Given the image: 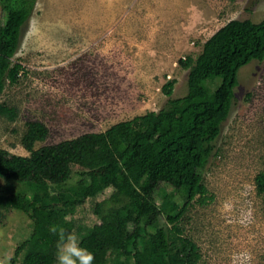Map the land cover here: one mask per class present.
<instances>
[{
    "label": "rangeland",
    "instance_id": "rangeland-1",
    "mask_svg": "<svg viewBox=\"0 0 264 264\" xmlns=\"http://www.w3.org/2000/svg\"><path fill=\"white\" fill-rule=\"evenodd\" d=\"M245 19L262 21L264 0H38L13 59L23 72L0 94V104L19 111L15 122L0 116V150L29 157L23 139L32 122L48 131L44 141L35 143L39 149L160 111L169 100L163 92L168 82L177 80L172 98L188 93L189 70L180 61L195 60L221 27ZM6 22L0 10V44L10 42ZM238 81L231 113L201 173L211 199L203 205L193 201L180 222L183 236L197 246V264H264V193L258 188V177L264 174V60L241 68ZM217 83L205 81L206 91ZM158 160L145 152L140 162ZM118 171L114 165L91 171L101 176L99 184L85 181L83 170L74 166L71 179L56 187L63 201L82 190L89 194L73 216L81 227L73 231L80 241L99 223L101 206L131 205L125 186L101 191V184ZM130 174H136V167ZM157 187L156 206L141 205L148 217L156 218L151 229H169L162 208L172 197L163 198L162 192L170 193L164 184ZM43 193L19 180L0 178L4 264L22 263L20 255L14 258L15 251L29 239L35 221L44 220L34 211L38 200L41 206L48 203ZM183 198L178 194L174 201ZM130 215L112 220L116 231L106 264L124 259L126 237L117 227L126 224L133 231L136 223Z\"/></svg>",
    "mask_w": 264,
    "mask_h": 264
},
{
    "label": "trees",
    "instance_id": "trees-1",
    "mask_svg": "<svg viewBox=\"0 0 264 264\" xmlns=\"http://www.w3.org/2000/svg\"><path fill=\"white\" fill-rule=\"evenodd\" d=\"M37 1L0 0V10L7 21L3 28L10 39V42L0 44V94L7 82L17 83L23 72V66L13 59ZM255 60H264V19L258 23L250 19L231 20L205 42L195 60L188 57L180 61L181 67L189 70L188 93L181 98H172L177 80L168 82L163 86V92L169 100L160 111L136 116L102 133L85 134L39 149H34V145L44 141L48 131L41 123H30L23 139V146L30 156L0 150V178L32 185L44 192V198L49 200L46 206H41L38 200L34 211H39L44 220L35 221L29 239L17 247L14 258L20 255L21 264H56L59 237L58 233L49 230L50 226L73 232L78 226L73 216L89 195L82 190L63 201L56 187L71 179L74 166L83 170L80 175L85 181L95 179L100 184L101 176H93L91 171L114 165L119 169L118 174L108 183L101 184V191L106 187L116 191L119 186H125L131 205L101 206L99 223L88 228L80 241L94 253L93 264L107 263L116 231L112 220L128 213L136 227L133 231H128L126 224L117 227L126 237L121 264H197V246L183 236L180 222L193 201L203 205L211 199L201 173L212 157L215 141L231 113L235 88L239 85L238 73ZM211 79H217L218 83L208 92L204 82ZM0 116L15 122L19 111L16 107L0 104ZM145 152L156 155L158 162L141 163ZM133 167H136L135 175L130 174ZM158 183L164 184L170 192H162L163 198L172 197L169 205L162 208L169 229H151L156 218L148 217L141 205L144 202L148 207L156 206ZM258 188L264 193V174L258 177ZM3 191L5 194L10 192L9 188ZM178 194L186 200L175 202ZM54 206L63 207L54 209ZM12 264L16 263L13 261Z\"/></svg>",
    "mask_w": 264,
    "mask_h": 264
},
{
    "label": "clouds",
    "instance_id": "clouds-1",
    "mask_svg": "<svg viewBox=\"0 0 264 264\" xmlns=\"http://www.w3.org/2000/svg\"><path fill=\"white\" fill-rule=\"evenodd\" d=\"M49 230L52 233H58L59 237L56 241V264H93L94 253L81 245L75 232L66 231L63 228L58 230L55 225L50 226ZM0 264L4 262L0 261Z\"/></svg>",
    "mask_w": 264,
    "mask_h": 264
}]
</instances>
